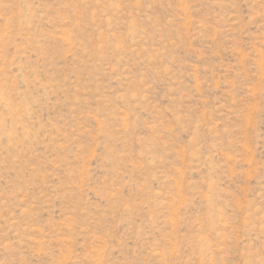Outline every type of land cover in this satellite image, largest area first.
<instances>
[{"label": "rangeland", "instance_id": "rangeland-1", "mask_svg": "<svg viewBox=\"0 0 264 264\" xmlns=\"http://www.w3.org/2000/svg\"><path fill=\"white\" fill-rule=\"evenodd\" d=\"M0 264H264V0H0Z\"/></svg>", "mask_w": 264, "mask_h": 264}]
</instances>
